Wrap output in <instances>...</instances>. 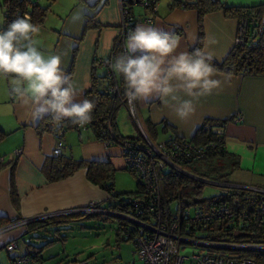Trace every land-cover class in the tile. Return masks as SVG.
<instances>
[{
	"label": "crops",
	"instance_id": "obj_1",
	"mask_svg": "<svg viewBox=\"0 0 264 264\" xmlns=\"http://www.w3.org/2000/svg\"><path fill=\"white\" fill-rule=\"evenodd\" d=\"M220 1L232 7L264 3V0ZM135 3L136 0L130 1L134 15L149 13L145 9L140 15L134 9ZM41 4L47 5L49 1ZM120 21L117 0H52L44 20L38 24L40 32L35 38L40 40L45 52L60 56L65 75L71 69L70 80L80 89L78 100L84 99L91 84L94 58L110 56L114 39L120 32ZM237 22V16L226 14L223 8L206 12L202 17L201 51L213 60L221 61L233 46ZM138 24L178 35L177 52L190 51L197 41V10L170 5V0L157 1L153 21H137L134 27ZM125 43L126 39L124 46ZM95 70L102 75L105 67L97 64ZM214 75L220 80L219 87L194 99L195 111L186 120L179 119L173 106L164 104L155 95L137 98L135 104L140 126L152 139L161 140L167 138L169 131L160 128L151 136L147 125L165 120L180 136L190 139L204 118L226 119L220 129L228 154L223 159L232 168L227 175L229 181L264 187V75L218 70ZM3 78L5 90L0 94V127L7 134L0 140V155L5 164L0 169V226L8 224L14 217L75 207L90 200L105 201L108 192L87 178L85 167L61 179L48 180L43 165L52 155L56 136L52 131L38 133L36 126L42 117L30 118V107L8 94L7 78ZM122 106L128 111L125 105ZM125 108L116 112L117 130L121 135H135L123 118ZM121 121H124L122 128ZM136 127L139 132L137 124ZM62 142V153L66 155L84 160H108L116 170L125 169L121 147L106 145L88 128L66 129ZM17 149L19 152L14 154ZM11 181L14 182L17 205L12 202ZM25 231L24 226L18 225L0 232V248L9 240L17 241V247L7 254L9 264H12L13 255L36 250L35 244L23 241ZM43 261L41 254V259L30 262L44 264ZM2 262L4 258H0V264Z\"/></svg>",
	"mask_w": 264,
	"mask_h": 264
},
{
	"label": "trees",
	"instance_id": "obj_2",
	"mask_svg": "<svg viewBox=\"0 0 264 264\" xmlns=\"http://www.w3.org/2000/svg\"><path fill=\"white\" fill-rule=\"evenodd\" d=\"M40 0H2L4 26L14 19L17 15L28 13V17L33 23H41L49 9V4L52 0H48L49 4L43 5ZM170 5H178L183 7L195 8L198 13V37L195 45L190 49L202 50L203 30L202 17L211 10L223 8L228 15H236L239 18L243 13H249L254 17L255 34L247 41L241 44H233L232 48L227 52L221 61L212 59V63L216 70L226 73H243V74H262L264 75V28L259 30L257 22L259 15L264 9V3L250 6H227L223 5L220 0H170ZM129 10L132 13L131 5ZM136 22L131 24L133 28ZM89 25V24H88ZM131 28V29H132ZM124 51V42L117 35L114 39L110 56L112 59L120 52ZM138 54V53H137ZM108 56L107 58H109ZM105 58V59H107ZM108 61V60H106ZM100 64V59L94 58L92 64L91 84L84 93V99H89L93 102L94 107L91 110L92 119L80 125L73 123L70 118L65 117L62 121L56 122L50 114L42 116L37 123L38 133L43 131H52L55 135L58 131L62 134L66 129L88 128L93 135L101 141H105L107 145L115 144L120 147L125 141L133 144V148L141 146L144 142L143 136L139 132L135 135H121L116 127V112L118 108L125 105L124 83L120 74L115 73L117 82L116 91L109 89L110 81L108 80L106 67L105 72L100 75L96 72V66ZM109 62H107V65ZM101 65V64H100ZM66 76L70 79L71 69L66 72ZM104 82V85H101ZM226 119L204 118L195 133L190 139L180 136L173 126L165 120L159 123H149L147 130L151 136H154L155 131L160 128L163 131H169L167 138L178 139L180 141L192 142L197 145H207L202 156L195 160L181 159L178 161L180 166L188 172L207 179L216 181L229 182L227 177L232 169L228 167L223 157H227L224 149L223 132L220 128L223 127ZM219 129L220 131H217ZM7 134L0 127V140ZM149 136V135H148ZM150 139H152L149 136ZM155 141L154 139H152ZM14 162V161H13ZM4 161L0 155V169L4 166ZM80 167L86 168L87 178L104 188L108 192V197L105 200L107 207L114 209L120 213L135 214L137 210H141V216L145 212V208L149 204V192L145 188L141 176L129 166H125L135 177V188L131 190H116L114 188L115 168L108 160H84L76 159L71 155L64 153L52 154L47 158L43 165V171L48 180L54 181L72 174ZM163 195L161 202L166 207H171L172 202L179 204L180 208L188 207L193 213L196 208L210 209L221 205L229 206L235 211L247 212V216L238 218L236 215L221 221H210L208 224L193 222L186 224L181 223L182 232L189 236L202 238L204 240L229 241V242H264V219L253 216V211L264 201V194L251 189H243L232 187L226 192H216L211 195L203 193L205 182L197 180L191 176L177 173L172 169H165L162 172ZM12 202L17 205V195L14 187V182L10 183ZM172 208V207H171ZM143 210V211H142ZM84 216H97L102 218H113L111 215L102 213H70L59 216L50 217L44 220L33 221L27 225L26 233L34 229H45L57 222H68L72 219H78ZM117 221L116 236L118 239L132 240L133 234L141 229L137 225L130 224L123 217H115ZM59 240L64 239V235L56 237ZM36 250L28 251L26 255L32 262L33 259H41V246H35ZM220 252L241 253L251 256L257 264H264V251L257 250H223L213 249ZM74 260V258H73ZM30 262V263H31ZM12 263V262H11Z\"/></svg>",
	"mask_w": 264,
	"mask_h": 264
},
{
	"label": "clouds",
	"instance_id": "obj_3",
	"mask_svg": "<svg viewBox=\"0 0 264 264\" xmlns=\"http://www.w3.org/2000/svg\"><path fill=\"white\" fill-rule=\"evenodd\" d=\"M39 32L27 15L0 27V76L7 78L8 94L30 107V118L50 114L56 122L68 117L88 123L93 102L76 98L80 89L65 75L60 56L42 49ZM179 41L174 33L138 24L109 67L121 75L129 102L155 95L186 120L195 111L194 99L219 87L220 80L211 56L200 49L177 52Z\"/></svg>",
	"mask_w": 264,
	"mask_h": 264
},
{
	"label": "built area",
	"instance_id": "obj_4",
	"mask_svg": "<svg viewBox=\"0 0 264 264\" xmlns=\"http://www.w3.org/2000/svg\"><path fill=\"white\" fill-rule=\"evenodd\" d=\"M131 0H117V5L120 12V32L119 37L124 42L128 32L131 30V24L137 21L152 22L154 13L157 9L158 0H136L146 7L148 14L136 16L129 10ZM135 1V0H133ZM24 15L28 16L27 12ZM258 29L264 28V9L259 15ZM254 17L249 13H243L237 22V29L234 36L233 44H241L247 41L255 34L256 28L254 25ZM108 60V61H106ZM112 56L107 59H100V64L106 67L108 80L111 82L109 89L116 91L117 82L115 72L109 67ZM107 62L109 64L107 65ZM125 106L128 109L130 116L133 118L143 136L144 142L141 146L133 148V144L128 141L123 143L122 155L125 160V166H129L140 174L145 188L149 192V204L145 208L144 216H141V210H137L135 214L120 213L114 209L107 207L105 201L90 200L87 203L66 209L54 211H42L32 216L14 217L8 224L0 226V232L13 226H24L25 229L30 222L44 220L50 217L59 216L70 213H102L110 215L116 213L123 217L130 224L137 225L141 230L136 231L132 237L134 251L143 261L142 264H183L184 258L192 257L193 264H257L255 259L246 254L220 252L213 249L223 250H257L264 251V242H229L204 240L189 236L182 232L181 223L190 224L193 222L206 223L210 221H221L228 219L231 216L242 218L247 216V212L235 211L229 206L221 205L210 209L196 208L193 213L188 207L180 208L177 204L175 208L166 207L161 202L163 195V185L161 182L162 172L165 169H172L177 173H182L191 176L197 180L203 181L206 184H212L218 187V192H226L228 188L237 187L243 189H251L264 194V187L257 185H249L238 182H225L207 179L198 175H194L180 166L181 159L195 160L203 155L207 145H197L192 142L180 141L178 139H161L153 141L143 131L138 119L135 100L129 102L125 96ZM62 132L58 131L56 143L52 149V154H59L63 149ZM107 145V143L104 141ZM19 149L14 151L17 154ZM143 211V210H142ZM253 216L264 219V201L261 202L253 211ZM185 243L200 245L201 250L189 255L180 254V246ZM206 246V247H205ZM4 247L9 251L17 247V241L9 240L4 243ZM207 250H203V248ZM12 264H31L30 259L26 254L13 255L11 257ZM73 264H88L86 259H75Z\"/></svg>",
	"mask_w": 264,
	"mask_h": 264
},
{
	"label": "rangeland",
	"instance_id": "obj_5",
	"mask_svg": "<svg viewBox=\"0 0 264 264\" xmlns=\"http://www.w3.org/2000/svg\"><path fill=\"white\" fill-rule=\"evenodd\" d=\"M1 2L2 0H0V27L4 25ZM40 2L43 3L46 0H40ZM134 9L136 12H140V15L145 9L148 11L139 2L134 4ZM135 15L138 16L137 14ZM3 79V76H0V94L5 90V82ZM121 107L125 108L124 106H120L119 108ZM123 113L125 123L136 134L138 129L133 118L129 116L126 108ZM123 125L124 121L123 123L121 121L120 128ZM114 186L118 190L134 189L135 177L126 168L115 169ZM216 192H218V187L212 184H206L203 190L205 195H211ZM170 206L175 208L176 202H172ZM189 210L191 211L192 209L189 208ZM116 227L117 221L115 217L102 218L97 216H84L68 222H57L45 229H34L27 233L25 232L22 235V239L23 241L31 242L36 246L42 247L41 254L44 264H73V258L86 259L88 264H142L143 261L134 251L132 240L118 239L116 236ZM56 234L64 235V239L60 241L56 238ZM202 248L205 251L207 250V248ZM200 250V245L185 243L180 246L179 251L180 254L190 256L192 253L199 252ZM7 254L8 250L5 247L0 248V258L1 260L4 258V262L1 264H9ZM193 263L192 257L184 258L183 264Z\"/></svg>",
	"mask_w": 264,
	"mask_h": 264
},
{
	"label": "water",
	"instance_id": "obj_6",
	"mask_svg": "<svg viewBox=\"0 0 264 264\" xmlns=\"http://www.w3.org/2000/svg\"><path fill=\"white\" fill-rule=\"evenodd\" d=\"M110 215L113 216V217H119V215L116 214V213H110Z\"/></svg>",
	"mask_w": 264,
	"mask_h": 264
}]
</instances>
